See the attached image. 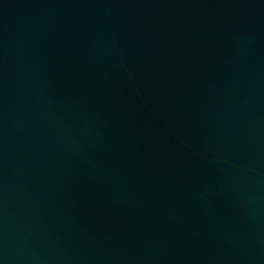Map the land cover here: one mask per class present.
Wrapping results in <instances>:
<instances>
[{
	"label": "water",
	"instance_id": "water-1",
	"mask_svg": "<svg viewBox=\"0 0 264 264\" xmlns=\"http://www.w3.org/2000/svg\"><path fill=\"white\" fill-rule=\"evenodd\" d=\"M0 264H264V0H0Z\"/></svg>",
	"mask_w": 264,
	"mask_h": 264
}]
</instances>
